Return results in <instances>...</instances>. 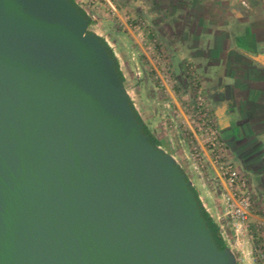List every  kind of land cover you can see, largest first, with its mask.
I'll list each match as a JSON object with an SVG mask.
<instances>
[{"label": "water", "instance_id": "obj_1", "mask_svg": "<svg viewBox=\"0 0 264 264\" xmlns=\"http://www.w3.org/2000/svg\"><path fill=\"white\" fill-rule=\"evenodd\" d=\"M72 0H0V264H239Z\"/></svg>", "mask_w": 264, "mask_h": 264}, {"label": "rangeland", "instance_id": "obj_2", "mask_svg": "<svg viewBox=\"0 0 264 264\" xmlns=\"http://www.w3.org/2000/svg\"><path fill=\"white\" fill-rule=\"evenodd\" d=\"M75 1L90 18L89 31L103 38L120 61L132 105L156 133L159 146L176 156L201 203L217 220L227 191L210 158L218 160V167L232 164L240 171L252 200L250 215L239 231L231 220L220 219L222 233L239 264H264V224L251 219L252 211L262 206L259 196L264 191V70L255 68L264 58L257 56L264 53V0ZM250 34L259 38L257 48L254 40H240L239 35ZM211 65L232 79L226 89L235 96V139L229 138L221 104L211 95L216 89ZM145 76L151 86L139 83ZM238 80L245 86L256 83L243 92L245 100L239 98ZM205 112L210 115L205 117ZM210 118L227 150L211 151L209 158L193 129L205 142L210 133L204 121Z\"/></svg>", "mask_w": 264, "mask_h": 264}, {"label": "built area", "instance_id": "obj_3", "mask_svg": "<svg viewBox=\"0 0 264 264\" xmlns=\"http://www.w3.org/2000/svg\"><path fill=\"white\" fill-rule=\"evenodd\" d=\"M205 117L209 116V112L204 113ZM188 121V119H187ZM190 123V122H189ZM206 128L205 132L210 133L209 138L204 142L200 138V134H198L194 129V134L201 145V149H203L208 155L209 152H218L224 153L226 146L223 141L219 138V129L214 128L212 125V119H208L204 121ZM209 148L211 150H209ZM197 152V148H195ZM198 160H201L203 157L201 152H197L195 154ZM210 158V155H208ZM219 158H223L224 156L219 155ZM214 168L217 171V175L221 180L223 186L226 191L223 194V201L225 207L223 209V213L220 211L217 212V216L219 217L216 221L219 224L221 230L224 228V224L221 223L220 219L231 220L233 226L237 228V230H241L244 223L248 220L250 215V208L252 205L251 196L247 192V182L245 178L242 177L240 171L232 164H221L220 167L217 166L216 162L218 160H213L210 158ZM187 175V174H186ZM188 177V176H187ZM246 190V191H245Z\"/></svg>", "mask_w": 264, "mask_h": 264}, {"label": "crops", "instance_id": "obj_4", "mask_svg": "<svg viewBox=\"0 0 264 264\" xmlns=\"http://www.w3.org/2000/svg\"><path fill=\"white\" fill-rule=\"evenodd\" d=\"M251 6V5H250ZM240 40L242 41H247L252 43L253 40L255 41V45L254 48L258 47V42L260 41L259 38L255 35V34H250L247 37L245 35H239ZM257 56H263L264 57V53L262 54H258ZM262 63L261 66H257L255 65V68L258 69H263L264 70V58L261 59ZM218 67H220L219 65H217ZM212 69H211V80L213 81V83L215 84L214 86L216 87L215 91H212V97L214 99H216L217 101L220 102L221 104V109H219L221 112L220 114L222 115V125L224 124V127L229 135V138L231 139H235L236 136L238 135L237 132L234 131V127L237 126V123L234 122V119L237 118V110H236V103H235V96L232 95L228 90L226 89L227 85H231V78H229L228 74L223 77L220 74V68H214L211 65ZM261 83L264 84V78L261 79L260 81ZM237 83H240V87L242 90V95L239 96V98L244 99V94L243 92H248L252 87H253V83L254 82H249V85L245 86V84L241 81L238 80ZM256 83H254L255 85ZM239 87V88H240ZM238 88V87H237ZM178 105L181 107V105L178 103ZM243 113L244 108L242 107L240 109ZM244 117H246L244 115ZM245 118L240 119L239 123L241 125V127L244 125V122L242 123L241 121L244 120ZM233 121V122H232ZM243 131V129H242ZM230 133V134H229ZM245 136H247V133L244 134ZM261 192V191H260ZM263 194L262 196H259V200L261 201V208L258 209L257 211H252V221L253 223L256 225L257 223H263L264 224V191H262ZM263 200V201H262ZM263 207V208H262ZM262 236L264 237V227H262Z\"/></svg>", "mask_w": 264, "mask_h": 264}, {"label": "trees", "instance_id": "obj_5", "mask_svg": "<svg viewBox=\"0 0 264 264\" xmlns=\"http://www.w3.org/2000/svg\"><path fill=\"white\" fill-rule=\"evenodd\" d=\"M74 2V4L78 5V3L75 1V0H72ZM83 13L86 14L84 12V10L82 9ZM101 38V37H100ZM102 41L106 44V46L108 47L111 55L113 57H117L114 53V51L110 48V46L107 44V42L101 38ZM117 68L119 70V73H120V76L121 78L125 81V76H124V73L123 71L121 70V65H120V61L117 60ZM139 83H144L146 86H151V83H150V78L148 76H145V77H142L140 80H139ZM152 87H150V94H153L154 93V88L151 89ZM134 110L136 111L137 113V116L138 118L140 119V121H144L143 118L139 115L137 109L135 108V106H133ZM144 129H145V132L149 135L150 137V140L155 144V145H160V140L158 139L156 133L147 125L145 124L144 125ZM195 191V190H194ZM196 192V191H195ZM197 194V192H196ZM197 197L199 198V195L197 194ZM203 212H204V215L206 217V219L209 221V226L211 228V230L213 231L214 233V237L218 243V245L221 247V248H225L227 246V243L225 241V238L223 236V233H222V230L219 226V224L217 223L215 217L213 216L212 212H210L209 210H207L204 206H203Z\"/></svg>", "mask_w": 264, "mask_h": 264}]
</instances>
